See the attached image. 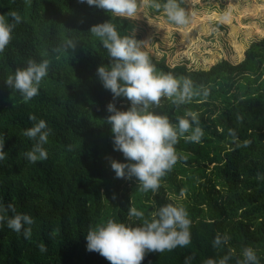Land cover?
Returning <instances> with one entry per match:
<instances>
[{
	"label": "trees",
	"instance_id": "obj_1",
	"mask_svg": "<svg viewBox=\"0 0 264 264\" xmlns=\"http://www.w3.org/2000/svg\"><path fill=\"white\" fill-rule=\"evenodd\" d=\"M165 2L152 0L150 5L159 14L163 8L152 4ZM179 2L186 11L183 0ZM12 12L22 22L0 52V138L5 141L0 160V206L5 211L0 215L12 216L11 204L35 223L30 240L9 229L6 220L0 224V264H111L87 250L89 227L108 219L127 221L129 206L150 218L170 203L166 192L185 193L182 206L192 222L191 243L147 252L141 264H185L186 259L205 264L230 249L231 264H236L243 247L254 248L264 264V179H258L264 176V39L250 44L237 65L221 60L207 70H189L150 59L157 72L193 82L190 101L177 105L162 97L155 110L173 124L187 111L196 112L204 135L200 143L180 137L177 164L157 192H143L135 178H117L111 168L112 159L127 162L113 150V134L104 121L112 93L97 76L98 67L111 58L89 32L110 21L121 36H132L133 23L80 0H0V16L9 23ZM69 40L76 47L56 59L53 50ZM29 59L51 63L39 95L24 103L4 80ZM115 103L120 110L130 106L126 98ZM30 115L45 120L52 130L45 145L48 158L35 164L24 156L33 144L23 135L33 124ZM229 129L235 130L236 142ZM217 233L230 237L227 245L213 247Z\"/></svg>",
	"mask_w": 264,
	"mask_h": 264
},
{
	"label": "clouds",
	"instance_id": "obj_2",
	"mask_svg": "<svg viewBox=\"0 0 264 264\" xmlns=\"http://www.w3.org/2000/svg\"><path fill=\"white\" fill-rule=\"evenodd\" d=\"M89 6L103 9L110 16L135 18L147 0H80ZM156 9L163 8L167 19L178 26L189 22L185 9L179 0H166L152 4ZM9 23L0 16V52H3L12 39L16 25L22 17L11 13ZM89 32L98 38L107 49L111 58L107 65L99 66L97 76L102 86L112 93V102L107 105L110 115L104 120L110 126L113 150L123 153L125 161L112 159L110 165L117 178L132 179L138 182L140 191L157 192L161 187V179L172 170L180 157L175 145L180 137L188 142L200 143L203 130L199 127L198 114L187 111L183 117L173 124L168 116L158 113L155 109L160 105L161 98H171L174 104L187 103L193 96V82L190 78L178 79L171 73L157 72L149 56L132 36H121L116 26L104 22L92 26ZM76 43L69 40L53 52L56 59L60 54L74 49ZM49 59H29L26 66L17 68L7 76L4 83L20 93L24 103H28L39 95L41 81L48 75ZM207 96V92H204ZM126 98L130 102L127 110L117 108L115 101ZM33 122L23 135L33 141L31 150L24 153L25 159L35 164L48 158L45 145L48 144L51 129L47 122L30 115ZM195 125V127H193ZM187 134V135H186ZM229 137L236 142V132L228 131ZM4 143L0 138V160L4 159ZM245 141L244 146H247ZM237 146H240L237 144ZM258 179H264L259 176ZM8 209L13 215H0V224L6 220L7 227L24 239L32 237L33 217L26 213L16 212L13 205ZM0 206V212H4ZM191 220L187 210L178 204L167 203L153 212L150 218L135 206H129L127 221L108 219L106 222L89 227L86 248L89 252H97L111 264H141L147 252L172 251L177 247H186L191 243ZM230 237L217 233L213 247L227 245ZM39 250L44 253L46 246L41 243ZM233 250L217 259L209 258L205 264H231ZM185 264H191L190 259ZM236 264H261L257 252L252 247H243Z\"/></svg>",
	"mask_w": 264,
	"mask_h": 264
},
{
	"label": "rangeland",
	"instance_id": "obj_3",
	"mask_svg": "<svg viewBox=\"0 0 264 264\" xmlns=\"http://www.w3.org/2000/svg\"><path fill=\"white\" fill-rule=\"evenodd\" d=\"M151 1L135 18H121L133 23L131 34L149 58L170 68L207 70L221 60L237 65L250 44L264 39V0H183L189 18L183 26L156 13ZM165 198L186 201L185 193Z\"/></svg>",
	"mask_w": 264,
	"mask_h": 264
}]
</instances>
